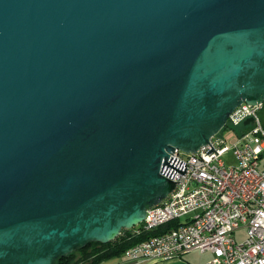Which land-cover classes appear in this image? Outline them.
<instances>
[{"label": "water", "instance_id": "obj_1", "mask_svg": "<svg viewBox=\"0 0 264 264\" xmlns=\"http://www.w3.org/2000/svg\"><path fill=\"white\" fill-rule=\"evenodd\" d=\"M242 103H264V0H0V264L138 226L169 154Z\"/></svg>", "mask_w": 264, "mask_h": 264}, {"label": "built area", "instance_id": "obj_2", "mask_svg": "<svg viewBox=\"0 0 264 264\" xmlns=\"http://www.w3.org/2000/svg\"><path fill=\"white\" fill-rule=\"evenodd\" d=\"M259 110L245 103L234 109L225 125L232 142L222 128L195 153L169 154L164 171L175 187L146 208L136 232L177 226L127 249L124 264L162 262L194 251L212 255L203 264H264V156L248 172L238 170L239 162L264 146ZM199 212H206L205 220H198Z\"/></svg>", "mask_w": 264, "mask_h": 264}, {"label": "trees", "instance_id": "obj_3", "mask_svg": "<svg viewBox=\"0 0 264 264\" xmlns=\"http://www.w3.org/2000/svg\"><path fill=\"white\" fill-rule=\"evenodd\" d=\"M177 226L171 222L151 232L137 233L138 226L132 229H122L121 234L107 244L89 242L84 248H76L71 254L56 259L53 264H99L105 260L121 257L133 245L148 239L151 236L162 234Z\"/></svg>", "mask_w": 264, "mask_h": 264}, {"label": "crops", "instance_id": "obj_4", "mask_svg": "<svg viewBox=\"0 0 264 264\" xmlns=\"http://www.w3.org/2000/svg\"><path fill=\"white\" fill-rule=\"evenodd\" d=\"M262 123L264 125L263 121ZM211 257L212 255L210 253H200L194 251V252L186 253L179 258L162 261V262L153 261V262H149L148 264H203L206 261H208ZM99 264H124V261H123V257L121 256V257L105 260Z\"/></svg>", "mask_w": 264, "mask_h": 264}, {"label": "bare ground", "instance_id": "obj_5", "mask_svg": "<svg viewBox=\"0 0 264 264\" xmlns=\"http://www.w3.org/2000/svg\"><path fill=\"white\" fill-rule=\"evenodd\" d=\"M261 156H264V146L258 148L251 152V154L247 155L242 162L238 163V170L240 172H248L250 166L253 163L259 162L261 160ZM206 219V212H199L198 213V220H205Z\"/></svg>", "mask_w": 264, "mask_h": 264}, {"label": "rangeland", "instance_id": "obj_6", "mask_svg": "<svg viewBox=\"0 0 264 264\" xmlns=\"http://www.w3.org/2000/svg\"><path fill=\"white\" fill-rule=\"evenodd\" d=\"M259 117L260 119L264 122V103L260 106V110H259ZM223 135L224 137L227 139L228 142H232L234 140V137H233V132H230L226 127L223 128ZM244 235L243 232H239L237 234V237H242Z\"/></svg>", "mask_w": 264, "mask_h": 264}]
</instances>
